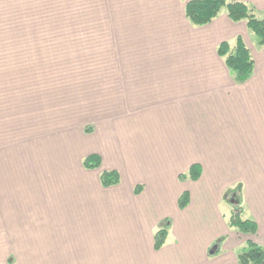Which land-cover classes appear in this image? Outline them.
Returning a JSON list of instances; mask_svg holds the SVG:
<instances>
[{
  "label": "crops",
  "instance_id": "crops-1",
  "mask_svg": "<svg viewBox=\"0 0 264 264\" xmlns=\"http://www.w3.org/2000/svg\"><path fill=\"white\" fill-rule=\"evenodd\" d=\"M147 1L152 26L117 78L125 123L83 134L74 160H0V264H236L246 240L264 247V46L224 11L192 26L182 0ZM233 1L264 12V0ZM237 35L254 60L241 84L216 51ZM90 154L99 168L83 167ZM195 163L199 178L179 180ZM103 170H116L119 183L103 187ZM183 191L189 203L180 209ZM226 192L255 221L254 234L227 226ZM165 220L167 238L155 250Z\"/></svg>",
  "mask_w": 264,
  "mask_h": 264
},
{
  "label": "rangeland",
  "instance_id": "rangeland-1",
  "mask_svg": "<svg viewBox=\"0 0 264 264\" xmlns=\"http://www.w3.org/2000/svg\"><path fill=\"white\" fill-rule=\"evenodd\" d=\"M150 3L0 0L1 162L74 160L86 127L125 123L117 78L146 40Z\"/></svg>",
  "mask_w": 264,
  "mask_h": 264
},
{
  "label": "trees",
  "instance_id": "trees-1",
  "mask_svg": "<svg viewBox=\"0 0 264 264\" xmlns=\"http://www.w3.org/2000/svg\"><path fill=\"white\" fill-rule=\"evenodd\" d=\"M184 2V15L192 26H201L210 23L224 11L231 21H245L248 31L252 32L260 46H264V12L257 14L255 7L244 1L233 0H182ZM217 54L222 58L230 75L237 84L245 82L253 73L254 60L250 50L242 37L237 35L232 41H222L216 48ZM91 127H86L85 132H91ZM101 158L97 154H90L83 158L84 168H99ZM201 169L199 164H192L185 173L179 174V180H197ZM103 187L113 186L119 183L120 176L116 170H103L99 175ZM139 186L135 187L138 193ZM226 197L233 203V210L227 216V226L239 233L254 234L257 230L255 221L242 217V208L234 192H226ZM189 203V194L183 191L178 197V207L185 208ZM168 221L165 220L154 232V249H160L167 238ZM216 245L210 248L213 253ZM236 264H264V247L248 239L236 251Z\"/></svg>",
  "mask_w": 264,
  "mask_h": 264
}]
</instances>
